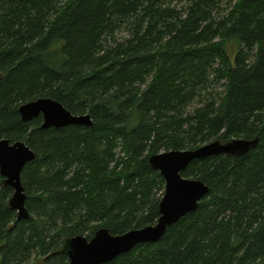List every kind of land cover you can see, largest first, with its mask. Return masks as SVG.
Returning a JSON list of instances; mask_svg holds the SVG:
<instances>
[{"label":"trees","instance_id":"1","mask_svg":"<svg viewBox=\"0 0 264 264\" xmlns=\"http://www.w3.org/2000/svg\"><path fill=\"white\" fill-rule=\"evenodd\" d=\"M0 75V140L35 155L28 219L0 175V264H68L69 239L154 226L148 158L234 139L258 142L181 173L208 188L195 213L106 264H264V0H0ZM38 99L91 125L23 122Z\"/></svg>","mask_w":264,"mask_h":264},{"label":"water","instance_id":"2","mask_svg":"<svg viewBox=\"0 0 264 264\" xmlns=\"http://www.w3.org/2000/svg\"><path fill=\"white\" fill-rule=\"evenodd\" d=\"M1 78V75H0ZM23 122L41 117V129H60L68 125L90 126L88 115L74 116L51 99H38L23 104L18 109ZM258 140L234 139L227 143L214 141L192 151H169L148 158L150 167L162 176L165 189L159 203V218L154 226L112 236L105 229L98 230L89 240L85 237L69 239L63 248L68 264H106L130 252L135 246L159 241L168 227L187 214L195 213L207 195L208 188L198 180L181 177L190 163L212 156H243L253 150ZM35 159L34 153L23 143L0 140V175L4 185L13 190L9 207L16 211L17 220L28 219L25 208L26 195L21 185L23 168Z\"/></svg>","mask_w":264,"mask_h":264},{"label":"rangeland","instance_id":"3","mask_svg":"<svg viewBox=\"0 0 264 264\" xmlns=\"http://www.w3.org/2000/svg\"><path fill=\"white\" fill-rule=\"evenodd\" d=\"M177 2V0H172V3L175 4ZM229 10V4L225 1L222 4L221 7V11H220V15H225L227 13V11ZM233 47V46H232ZM235 47V46H234ZM235 49V48H234Z\"/></svg>","mask_w":264,"mask_h":264}]
</instances>
